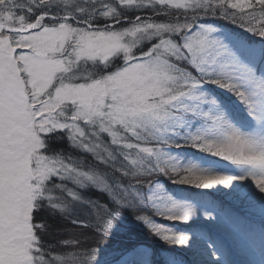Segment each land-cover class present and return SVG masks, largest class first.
Returning <instances> with one entry per match:
<instances>
[{
	"label": "snow or ice",
	"instance_id": "1",
	"mask_svg": "<svg viewBox=\"0 0 264 264\" xmlns=\"http://www.w3.org/2000/svg\"><path fill=\"white\" fill-rule=\"evenodd\" d=\"M0 264H264V0H0Z\"/></svg>",
	"mask_w": 264,
	"mask_h": 264
},
{
	"label": "rangeland",
	"instance_id": "2",
	"mask_svg": "<svg viewBox=\"0 0 264 264\" xmlns=\"http://www.w3.org/2000/svg\"><path fill=\"white\" fill-rule=\"evenodd\" d=\"M223 22V24L225 23L224 21H222ZM222 164H226L227 162H221ZM157 220H161L162 218H156ZM166 223H171V222H166ZM177 227H179L180 225L177 223V225H176ZM146 243L147 244H149V245H151L152 244V241H151V239L149 238V239H147L146 240Z\"/></svg>",
	"mask_w": 264,
	"mask_h": 264
},
{
	"label": "trees",
	"instance_id": "3",
	"mask_svg": "<svg viewBox=\"0 0 264 264\" xmlns=\"http://www.w3.org/2000/svg\"><path fill=\"white\" fill-rule=\"evenodd\" d=\"M219 23L223 24V22H222V21H219ZM225 23H226V22H225Z\"/></svg>",
	"mask_w": 264,
	"mask_h": 264
}]
</instances>
